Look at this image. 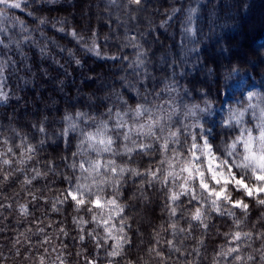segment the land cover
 <instances>
[{"label": "clouds", "instance_id": "1", "mask_svg": "<svg viewBox=\"0 0 264 264\" xmlns=\"http://www.w3.org/2000/svg\"><path fill=\"white\" fill-rule=\"evenodd\" d=\"M0 264H264V0H0Z\"/></svg>", "mask_w": 264, "mask_h": 264}]
</instances>
